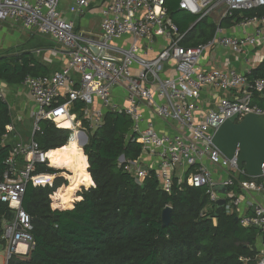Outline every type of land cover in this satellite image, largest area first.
Listing matches in <instances>:
<instances>
[{
  "label": "built area",
  "instance_id": "2783aa9c",
  "mask_svg": "<svg viewBox=\"0 0 264 264\" xmlns=\"http://www.w3.org/2000/svg\"><path fill=\"white\" fill-rule=\"evenodd\" d=\"M62 1L0 0V22L20 24L51 38L61 48L64 63L50 75L28 77L25 82L36 105L30 138L24 139L13 123L2 139L7 144L13 138L15 146L0 183V200L11 212V218L3 223L6 255L0 264H8L14 255L28 256L35 246L32 218L22 202L28 184L36 180L34 175L47 162L46 152L35 140L42 132L41 123L49 121L59 129L70 130L68 143L74 132L80 134L83 148L86 132L100 127L107 112L126 115L132 122V135L141 146V155L128 162L125 171L139 184L154 171L160 190L167 194L186 184L205 188L211 203L226 199L227 213L237 214L244 228L264 232V205L254 200L250 203L252 215L240 214L245 202L233 191L239 186L249 195L264 193V165L259 181H253L245 169L239 168V151L233 159H227L213 144L219 128L235 116L236 122H241L249 114L264 115V109L254 103L255 96L264 97V78L202 65L204 53L210 48L241 54L246 48L262 46L264 15L242 19L239 37L226 36L218 23L208 43L186 47L185 35L171 19L166 0H106L102 2L98 34L85 32L64 18ZM73 1L71 12L84 18L101 0ZM179 7L199 21L214 15L223 20L235 12L264 8V0H180ZM127 38L128 47L118 44ZM163 38L166 45L150 57L157 40ZM53 54L58 55L56 51ZM167 71L171 73L164 76ZM116 89L125 94L126 104L115 99ZM210 89L236 95L221 98L215 108L202 113L201 99ZM0 99L7 101L1 89ZM78 102L84 104V123L73 112ZM146 109L154 112L155 120L146 118ZM70 121V126L64 125ZM159 123L165 125L164 130ZM215 186H223L229 193L218 194ZM261 253L258 264H264Z\"/></svg>",
  "mask_w": 264,
  "mask_h": 264
},
{
  "label": "trees",
  "instance_id": "16d2710c",
  "mask_svg": "<svg viewBox=\"0 0 264 264\" xmlns=\"http://www.w3.org/2000/svg\"><path fill=\"white\" fill-rule=\"evenodd\" d=\"M166 7L185 35L184 46L204 45L214 37L216 25L209 19L189 16L177 0H166ZM263 15L261 8L235 12L230 20ZM47 75L48 68L31 54L0 64V79L11 85ZM249 77L264 78V63ZM254 103L264 109L263 98L256 96ZM83 107L75 104L79 118ZM12 124L9 103L0 99V183L15 146L13 138L2 143ZM131 125L126 115L107 112L78 154L72 147L75 133L67 145L70 130L41 123L35 140L47 162L28 184L22 202L32 218L35 246L26 257L12 256L8 264H258V239L264 232L244 228L237 214L217 208L205 188L186 184L167 194L160 190L154 171L142 184L125 171L127 163L141 155ZM167 207L172 208V224L164 227ZM10 218L9 207L0 200L2 245L3 223Z\"/></svg>",
  "mask_w": 264,
  "mask_h": 264
},
{
  "label": "crops",
  "instance_id": "0c3cea01",
  "mask_svg": "<svg viewBox=\"0 0 264 264\" xmlns=\"http://www.w3.org/2000/svg\"><path fill=\"white\" fill-rule=\"evenodd\" d=\"M104 1L106 0H101L93 4L84 18H79L71 12L74 7L73 0H71V7L69 9L64 8L63 12H61L64 18L69 21L75 22L76 26L85 32H92L94 31V29L100 31L101 9L104 5L102 4V2ZM177 1H179L180 3V0ZM185 13H187L191 17H195L188 12ZM97 15H99L100 17H97ZM86 17L96 19H94L90 24L88 22L89 20L85 19ZM230 18L232 17H228L220 21V24L224 29V34L229 37H239L243 32L242 28L240 27L241 21H238L237 19L230 20ZM78 19H80L81 22H78ZM207 19H209V21L213 22L217 26L218 23L214 21L213 17H209ZM83 23H86L85 25H88V27L83 28ZM194 26L195 24H192L191 28H193ZM127 42H130L129 38H127V40H124V42H118V44H124L127 46ZM166 43L167 40L164 38L157 40L153 52L150 54V57H154L160 50H162ZM55 51L58 54L56 56L53 54ZM25 54H31L36 58V60L46 66L49 70V74H52L53 72L58 71L64 67V63L62 61L63 52L51 38L38 35L34 30H26L20 24H15L12 22H0V64L6 63L8 61L10 62L11 59L21 57ZM262 63H264V44L258 48H246L241 54H235L231 50L225 48H210L206 50L202 58V65H204L208 69H219L222 72H225L229 69H236L247 75H251L252 71ZM137 70L138 67L135 68V71ZM170 73L171 72L167 71L164 73V76H168ZM0 89L4 93L5 98L7 97V95L11 94V92L14 94L12 95L13 104H10L6 99L10 106L12 118H18L17 120L21 122H23L24 119L26 120L27 118H33L32 115L36 111V105L30 94V89L25 85V83L21 85H11L0 79ZM235 95L236 93L234 92H216L211 89L207 90L201 99L203 105L202 113L215 108L221 98H233L235 97ZM114 97L122 104H126V96L121 90L116 89L114 91ZM255 98L256 96L254 97V101ZM262 98L264 99V97ZM95 107L98 108L99 103H96ZM144 111L146 118H153L152 120H155L154 118L156 117L154 115V112L147 109ZM16 122H14L13 120L14 124ZM158 126L161 127V130H164L165 128V125L160 123L158 124ZM83 151L84 149H81V152L78 153L82 154ZM233 191L237 196H242L245 202L244 205L240 208V214L252 215L253 207L250 205V203L254 200H257L260 204L264 205V193L249 195L245 193L239 186L234 188ZM258 247L259 250L264 253V236L259 238Z\"/></svg>",
  "mask_w": 264,
  "mask_h": 264
},
{
  "label": "water",
  "instance_id": "95a60500",
  "mask_svg": "<svg viewBox=\"0 0 264 264\" xmlns=\"http://www.w3.org/2000/svg\"><path fill=\"white\" fill-rule=\"evenodd\" d=\"M237 116L228 120L216 132L213 144L227 159H233L239 151L238 165L245 169L253 181H259L264 165V115L249 114L241 122ZM88 141V140H87ZM83 144V148L87 145ZM124 160V157L121 158ZM218 194L227 195L228 189L223 186L213 188ZM226 199L221 198L217 208H225ZM172 208L167 207L162 214L164 227L172 224Z\"/></svg>",
  "mask_w": 264,
  "mask_h": 264
},
{
  "label": "rangeland",
  "instance_id": "374dc122",
  "mask_svg": "<svg viewBox=\"0 0 264 264\" xmlns=\"http://www.w3.org/2000/svg\"><path fill=\"white\" fill-rule=\"evenodd\" d=\"M70 4H71V0H63L62 1V3H61V6H60V10L63 12V9L64 8H66V9H69L71 6H70ZM99 15H97V17H98ZM76 17V16H75ZM100 17V16H99ZM213 17V19H214V21L216 22V23H220V18H218L217 16H212ZM77 18V17H76ZM85 19H87V20H89L88 22L91 24V22L94 20V19H96V18H90V17H86ZM80 21V19H78V22ZM81 22V21H80ZM86 23H83V28H87L88 27V25H85ZM98 30L97 29H94V31H92L93 33H95V34H98V32H97ZM16 94V93H15ZM10 95V96H9ZM9 95H7V97H6V99L8 100V102L10 103V104H13V98H12V95H14L12 92H11V94H9ZM12 106V105H11ZM13 107V106H12ZM76 117H80L79 116V114H76ZM18 118H13V120H14V122H16L15 123V125H16V127H17V129L19 130V132L21 133V135H23V137H24V139H29L30 138V136H31V134H32V129H33V124H34V120H32L31 118H27L26 120L24 119L23 120V122H21V121H19V120H17ZM80 119V118H79ZM82 120V122L84 123V119L82 118L81 119ZM131 124H132V122H131ZM83 128H84V126H83ZM131 128H132V125H131ZM86 134H87V138L86 137H83V144L88 140L89 141V137H88V134H89V132H86ZM88 141H87V143H88ZM70 143H68L67 145H69ZM82 144V145H83ZM78 147V146H77ZM81 149H83V148H81ZM76 153H78V151H76ZM85 154V153H84ZM261 237H263V236H261ZM259 240V239H258ZM0 255H1V257H0V261H2V260H4V258H5V255H6V250H5V248H4V245H0Z\"/></svg>",
  "mask_w": 264,
  "mask_h": 264
},
{
  "label": "bare ground",
  "instance_id": "6f19581e",
  "mask_svg": "<svg viewBox=\"0 0 264 264\" xmlns=\"http://www.w3.org/2000/svg\"><path fill=\"white\" fill-rule=\"evenodd\" d=\"M70 123H71V121L70 122H66L64 125L65 126H70ZM71 125H73V123ZM74 133H75V138H74V140L72 142V147L75 149V151L81 152V148H82L81 147V136H80V134H78L76 132H74Z\"/></svg>",
  "mask_w": 264,
  "mask_h": 264
}]
</instances>
